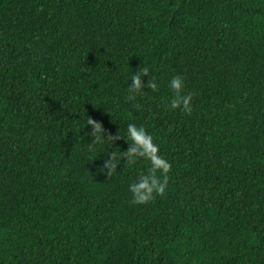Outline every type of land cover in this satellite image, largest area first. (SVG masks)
I'll use <instances>...</instances> for the list:
<instances>
[{
    "label": "trees",
    "instance_id": "1",
    "mask_svg": "<svg viewBox=\"0 0 264 264\" xmlns=\"http://www.w3.org/2000/svg\"><path fill=\"white\" fill-rule=\"evenodd\" d=\"M129 123L172 165L143 204ZM0 264H264V0H0Z\"/></svg>",
    "mask_w": 264,
    "mask_h": 264
},
{
    "label": "clouds",
    "instance_id": "2",
    "mask_svg": "<svg viewBox=\"0 0 264 264\" xmlns=\"http://www.w3.org/2000/svg\"><path fill=\"white\" fill-rule=\"evenodd\" d=\"M148 73V67L140 68L139 72H132V83L128 86L129 99H134L135 95L144 89L145 85L142 76ZM147 86L152 90L158 88L157 81L153 77L149 79ZM169 87L175 92L170 101V108H181L183 111L190 112L192 108L191 95L184 94L183 92L185 87L183 77L181 75H174L169 81ZM87 123L93 126L91 135L95 141L102 142L105 138L110 141L113 139L111 134L107 137L104 135L105 129L101 122L89 116ZM117 135L120 134L118 133ZM125 136L131 141V146L125 152H121V150L117 152L116 149L114 150L113 156L116 157L117 162L124 155L130 158L129 165L134 163L138 157H144L150 161L148 171L141 174L135 182L129 185L133 202L143 204L151 201L157 194L164 195L168 186V173L172 165L160 154V145L154 142L152 134L145 127L142 125L138 126L135 123H129L127 125ZM105 167H109V174L115 170V165L110 160L105 162ZM158 172L161 174L158 175Z\"/></svg>",
    "mask_w": 264,
    "mask_h": 264
}]
</instances>
